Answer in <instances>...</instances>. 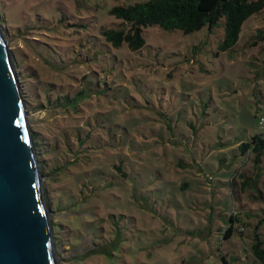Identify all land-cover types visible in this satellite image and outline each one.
<instances>
[{"label": "rangeland", "instance_id": "1", "mask_svg": "<svg viewBox=\"0 0 264 264\" xmlns=\"http://www.w3.org/2000/svg\"><path fill=\"white\" fill-rule=\"evenodd\" d=\"M140 1L0 0L54 261L264 264V152L238 149L264 134V9L229 50L224 19L113 47Z\"/></svg>", "mask_w": 264, "mask_h": 264}, {"label": "water", "instance_id": "2", "mask_svg": "<svg viewBox=\"0 0 264 264\" xmlns=\"http://www.w3.org/2000/svg\"><path fill=\"white\" fill-rule=\"evenodd\" d=\"M22 101L0 34V264H57Z\"/></svg>", "mask_w": 264, "mask_h": 264}, {"label": "trees", "instance_id": "3", "mask_svg": "<svg viewBox=\"0 0 264 264\" xmlns=\"http://www.w3.org/2000/svg\"><path fill=\"white\" fill-rule=\"evenodd\" d=\"M263 9L264 0H145L129 5H114L111 13L122 20V25L103 29L102 34L113 47L126 42L128 48L134 51L145 44L142 34L145 26L159 25L167 30L180 29L190 33L205 25L213 29L224 19V36L219 48L229 50L238 41L243 23ZM261 32L259 29L258 37H263ZM238 149L242 154L248 151L261 154L264 152V134L251 136L249 140L239 143ZM231 232L232 226H229L225 236ZM251 250L264 263V242L256 237Z\"/></svg>", "mask_w": 264, "mask_h": 264}, {"label": "bare ground", "instance_id": "4", "mask_svg": "<svg viewBox=\"0 0 264 264\" xmlns=\"http://www.w3.org/2000/svg\"><path fill=\"white\" fill-rule=\"evenodd\" d=\"M0 34H1V33H0ZM25 123H26V122H25ZM30 147H31V145H30ZM33 169H34V172H35L36 176L38 177V175H37V168H36L35 165H34V161H33ZM37 185H38V189H39V192H40L41 208H42L43 212H46V210H45V204H44V199H43L42 191H41V188H40V185H39V181H38ZM50 241H51V238L49 237V242H50ZM50 246H51V243H50ZM51 254H52V258H53L52 260L54 261L55 257L53 256L54 253H53L52 246H51Z\"/></svg>", "mask_w": 264, "mask_h": 264}, {"label": "built area", "instance_id": "5", "mask_svg": "<svg viewBox=\"0 0 264 264\" xmlns=\"http://www.w3.org/2000/svg\"><path fill=\"white\" fill-rule=\"evenodd\" d=\"M261 122H263L264 121V118H261V120H260Z\"/></svg>", "mask_w": 264, "mask_h": 264}]
</instances>
